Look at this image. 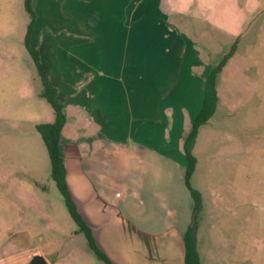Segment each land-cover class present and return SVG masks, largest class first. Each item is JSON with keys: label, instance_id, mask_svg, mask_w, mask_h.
I'll use <instances>...</instances> for the list:
<instances>
[{"label": "crops", "instance_id": "0c3cea01", "mask_svg": "<svg viewBox=\"0 0 264 264\" xmlns=\"http://www.w3.org/2000/svg\"><path fill=\"white\" fill-rule=\"evenodd\" d=\"M256 1L189 0L184 7L180 0H33L31 45L66 112V182L113 264H185L184 236L195 204L183 144L202 108L205 76L192 78L190 71L201 68L189 63L203 54L197 41L209 34L227 37L223 47L238 42L248 16L260 7ZM184 24L194 26L191 34ZM26 54L35 92L20 119L37 132L38 125L54 121V112L40 97L42 86ZM217 109L227 110L220 102ZM198 166L191 178L196 190ZM49 208L45 231L59 235L36 241L17 231L6 241L8 249H0V264H29L36 255L49 264H91L87 251H66L71 242L89 249L86 236ZM200 238L197 232L198 249Z\"/></svg>", "mask_w": 264, "mask_h": 264}, {"label": "rangeland", "instance_id": "374dc122", "mask_svg": "<svg viewBox=\"0 0 264 264\" xmlns=\"http://www.w3.org/2000/svg\"><path fill=\"white\" fill-rule=\"evenodd\" d=\"M180 2L185 7L189 0ZM256 2L260 7L248 12L238 49L218 81L219 102L227 110L218 107L199 131L195 152L199 170L194 185L198 181L197 189L204 193V206L196 220L202 264H264V0ZM28 24L25 0H0L2 250L20 230L24 238L33 236L36 241L47 235L57 237L59 233L45 231L49 205L60 219L65 217L77 228L50 177V158L41 135L20 119V114L29 110L35 92L25 50ZM196 26L204 25L195 22ZM222 26L234 28L232 24ZM193 27L184 24L182 29L191 34ZM218 35L212 33L197 41L203 54L189 64L198 62L201 69L190 71L192 78L202 80L230 50L223 47L228 38ZM33 222L37 223L34 229ZM70 245L66 251H74L71 255L87 251L91 264H105L91 248L83 249L73 242Z\"/></svg>", "mask_w": 264, "mask_h": 264}, {"label": "trees", "instance_id": "16d2710c", "mask_svg": "<svg viewBox=\"0 0 264 264\" xmlns=\"http://www.w3.org/2000/svg\"><path fill=\"white\" fill-rule=\"evenodd\" d=\"M25 9L29 16L25 47L32 60L36 74L42 86L40 97L51 105L54 112V121L52 123L42 124L36 127L37 132L41 135L48 150L50 158L51 179L56 183L60 193L63 196L68 212L78 228L77 232L86 236L91 250L99 260L105 262V264H113L96 244L92 229L88 226L83 216L80 214L77 205L69 191L66 182L64 156L61 149L62 128L66 123V112L64 108L58 103L57 88L53 86L47 78V73L43 66L39 50L31 45V38L37 18L33 7V0H25ZM237 49L238 42H235L231 46L230 50L225 53L222 58L205 74L204 99L202 108L195 117L190 132L184 139L183 150L187 160L186 185L190 190L195 204L193 224L188 228L184 236L185 264H201V258L197 248L198 227L196 220L197 215L202 209V194L198 190L194 189L191 184V178L194 175L197 166V158L194 155V147L201 127L205 126L210 121L217 110L219 103L217 89L218 81L230 59L235 55Z\"/></svg>", "mask_w": 264, "mask_h": 264}, {"label": "water", "instance_id": "95a60500", "mask_svg": "<svg viewBox=\"0 0 264 264\" xmlns=\"http://www.w3.org/2000/svg\"><path fill=\"white\" fill-rule=\"evenodd\" d=\"M29 264H49L47 262V260L41 256V255H36L34 256L31 261L29 262Z\"/></svg>", "mask_w": 264, "mask_h": 264}]
</instances>
